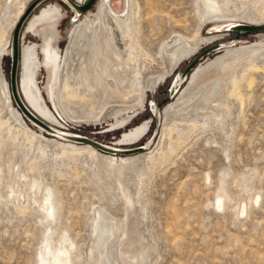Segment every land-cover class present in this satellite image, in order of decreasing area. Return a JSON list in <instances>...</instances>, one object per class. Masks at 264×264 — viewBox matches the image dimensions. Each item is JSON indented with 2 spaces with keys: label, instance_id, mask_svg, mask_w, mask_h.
<instances>
[{
  "label": "rangeland",
  "instance_id": "374dc122",
  "mask_svg": "<svg viewBox=\"0 0 264 264\" xmlns=\"http://www.w3.org/2000/svg\"><path fill=\"white\" fill-rule=\"evenodd\" d=\"M22 1L0 0L2 40L10 31L9 27L14 23L17 9ZM71 2L77 6L81 5V1L77 3L75 0H40L37 6L19 17L24 16L19 24L20 41L17 42V48L20 58L17 73L15 68V86L25 107L39 119H41L39 115L27 105V101L25 102L19 88L23 40L26 46L35 48L42 41L44 28H38L35 33L30 31L29 25L32 19L49 6H58L62 9L63 15L55 31L56 39L53 40V44L65 50L71 29L77 24L80 16L83 18L91 12H96L98 0L85 8L77 17L71 9ZM218 2L220 6L225 5L223 0ZM133 3L134 8L139 10L133 21L134 41L137 40L138 45L140 44V48L135 47L136 53L140 49L136 67L141 68L144 85L156 81L155 88L144 97L142 107L129 116L128 113L132 111L123 110L119 115L106 117V114L111 115L114 107L116 109L138 105L141 98L140 91L134 96H129L128 99L124 97L121 99L122 93L111 94V91L117 90V85L127 93L130 91V78L135 69V65L131 63L126 74H122L121 70L115 67L113 74L106 76L102 89H96L94 96L91 97L93 109L88 102L70 105V117L80 123H69L71 122L69 121L68 124L63 121L64 124L60 123L57 128H52L53 126H49L42 119L41 121L52 130L75 133L96 140L97 143L125 151L133 150L135 147H145L149 142H152V145L155 140L149 150L137 152L134 155L136 156L147 154L157 146L164 125L163 112L176 100V97L173 99L174 96L171 97L169 92L171 85H175L176 79L178 90L181 88L179 92L177 90L179 95L189 84L196 68L205 65L209 59L213 61L222 55L223 52L219 51L224 49V44L229 42L228 44L239 46L245 44L244 42L255 43L258 41L257 35L263 30L246 33L227 32L225 30L229 23H205L200 0H133ZM226 4L225 9L230 13L238 11L240 13L244 9L245 12L248 9L256 12L264 7V0H227ZM215 26H219V32H214ZM260 26L263 25H258ZM198 35H201L203 40L207 38L206 41L201 44ZM117 36L120 39V34L117 33ZM179 36L185 39L184 42L197 47V50L189 59L177 64L178 67L176 65L171 72L174 64L172 53L175 48V42L172 41ZM3 44L0 45V50ZM119 46L126 60L124 42L120 41ZM259 59L258 61L264 60V55ZM9 66L8 55L0 59V72L2 71L0 76L7 83ZM37 84L39 92L47 102V107L51 112L56 113L54 105L48 100L47 74L44 67L38 72ZM107 86L111 91H104ZM81 91L85 92V88L81 87ZM246 96L243 110H240L241 106L237 101L231 104L229 100L232 115L225 120L224 126L211 124L213 122L210 121V125H205L204 128L198 127L187 133L180 148L162 164L150 166L142 161L144 172L149 173L142 177L143 184L141 182L134 184L132 179L126 182L131 193L138 190L136 196L138 203L129 208L125 206L120 186L118 187L112 179L107 180L100 168L89 159L59 162L46 157L43 161H36L35 169L31 172L29 171L31 153L26 151V154L24 149L13 150L11 144L7 142V147L4 146V150H1L0 157V170H2L0 172V264H44L45 260L42 259L40 263L38 257L44 250V243L49 242L52 251H57L64 238L72 243V246H69V264H94L89 263V251L94 242V245L103 248L107 243L114 246L119 241L123 247H119L120 251H125L127 249L125 245L128 243H133L139 249L143 246L150 247L145 264H264L263 74L258 76L257 86L253 92L247 93ZM4 106L0 101V118L10 119ZM192 111L184 117L187 120H197L198 123L205 113L210 112L209 109L205 110L206 112ZM89 113L93 114L91 117L100 118L102 113L105 117L96 124L85 122L84 118ZM24 119L30 127L39 130L37 126ZM122 119H125L126 124L121 122ZM116 120L121 122L119 129L108 128V125ZM143 123H147L148 127L140 139L120 143L118 139L123 132ZM181 127L187 129L188 125L182 123L179 128ZM173 134L174 138L175 133ZM163 141L162 147L165 148L168 146V141L166 138ZM16 174L24 176L27 183L38 182L40 188L42 187L41 191L44 192L45 189L50 191L54 206L52 217L46 216L43 210V198L41 199L43 193L25 197V188L20 186L21 184L15 185ZM207 175L209 178L206 180ZM221 175L225 176L230 198L225 200L223 210H216L214 195ZM132 177L134 179V176ZM243 182L252 186L248 190L249 194L244 198L241 191ZM256 197H259L258 203L251 204L252 199ZM242 203L246 205L244 214L238 212ZM96 211H102L101 213L112 218L113 224H117L119 231L114 233L112 229L110 230V225L104 226L99 238H96L93 221L100 220H96L98 217ZM102 221L104 222L105 218H102ZM115 250L113 248L111 253L117 257L118 253ZM126 262L130 263V260L126 258L123 263L129 264ZM109 264L113 263L109 261Z\"/></svg>",
  "mask_w": 264,
  "mask_h": 264
},
{
  "label": "bare ground",
  "instance_id": "6f19581e",
  "mask_svg": "<svg viewBox=\"0 0 264 264\" xmlns=\"http://www.w3.org/2000/svg\"><path fill=\"white\" fill-rule=\"evenodd\" d=\"M32 1L33 0H23L20 3L14 23L9 27L10 31L8 34L6 33L7 36H5L4 40H2L1 36L0 45L2 43L4 44L2 45V50H0V59L7 55L10 57L12 30L17 24V21H19V17L24 13ZM75 1L77 3L81 1L82 4L84 0ZM200 1L203 6V21L205 23H229L231 24L229 27L230 29L240 27L232 24L264 26V20H262L264 19V7H261L259 10L254 8L257 10L256 12L251 9L245 12L244 9L240 11V13H238L239 11L230 13L225 9L227 0H223L225 5L222 6L219 5L218 0ZM39 3L40 0H38L35 6ZM138 11V8H134L133 0H98L96 12H91L90 15L87 14L83 18L80 16L81 11L76 9L75 17H80L77 20V24L71 29L65 50H61L59 46H54L53 40L56 39L55 31H57L58 23L63 15L62 9L58 6H49L42 10L38 16L32 19L29 25V30L33 33L40 27L44 28L42 41L34 48L26 46L24 43L25 40H23L21 48V74L18 83L20 91L25 98V102L27 101V105L30 106L44 122L48 123L49 126H53L52 128L60 125V123L64 124V122L68 123L69 121H71L69 123H80V121H73L70 117V105L88 102L93 109L91 97L94 96V91H96V89H102V83L106 76L113 74V69L115 67H118L122 74H126L129 64L132 63L135 65V69L130 78V91L127 93L123 89L121 90L119 85H117V90L114 92L111 91L108 86L104 91L107 92V90H109L112 95L122 93L121 99L122 97L128 99L129 96H134L140 91L141 98L138 101V105H135L136 107H117L116 109H114V107L111 115L106 114V117L119 115L123 110L128 112L132 111L129 113L127 112L128 116L130 113L133 114L135 111H138L144 104V97H146L151 89L155 88L156 83V81H154V83L152 81L144 85L142 82L143 76L141 68L136 67L140 49L139 52L136 53L135 47L140 48V44L138 45L139 42L137 43V40L134 41L133 21L134 16L139 14ZM253 17L257 19H252ZM214 28V32L220 31L219 26H215ZM19 32L20 31H18L17 42L18 40L20 41ZM27 33L29 32L27 31ZM117 33L120 34V39H118ZM257 38L258 41L255 43L244 42L245 44H240L239 46L228 44L229 42L224 44V49L219 51L221 53L223 52L221 56H218L213 61L209 59L205 65H200L194 70L189 84L182 90L181 94L178 95L181 88L175 94L178 85L175 84L174 87H172L170 93L171 95L175 94L173 99L176 97V100L165 108L163 112L164 125H162L163 130L161 131L159 141H157L158 144H156L157 146L150 152L147 154L143 153V155L134 156L137 152L145 151V149L149 150L154 145L155 140L152 145V142H149L145 147H141L140 149L125 151L124 149L97 143L96 140L94 141L91 138L81 137L75 135V133L68 134L57 129L52 130L49 128L48 131L51 133L49 134L30 121L39 129L35 130L25 121L23 115L17 111L18 109L13 107L10 101L8 83L0 76V101L3 102L5 105L4 110L9 114L8 116H10V119L6 120L0 118V157L1 150L7 145V142H9L13 150L17 151L24 149L25 153L26 151L29 154L31 153L32 157H29V171L31 172L35 169V165L37 164L36 161H43L46 157H50L53 161L59 162H63V160L77 162L89 159L94 165L100 168L107 180L112 179L118 187L120 186V193L125 200L126 208L136 205L138 203L136 200L138 190L135 193H131L126 186V182H130L132 179L135 182L134 184L142 183V177L145 175L147 176L149 173L146 172V174L144 172L143 164H141L142 161H145L144 164H149L150 166L162 164L166 160H169L172 154L180 148L181 144L184 143V136H187V133L192 132L198 127L204 128L205 125H210V121L213 122L211 124L216 123L220 127L224 126L225 120L229 119L232 115L229 100L231 104L237 101L241 106L240 110H243L245 101L247 100L246 94L253 92L257 86L258 76L264 75V60L258 61L260 60L259 57H263L264 55V29L257 35ZM206 39L207 38L203 40L202 36H199V42H201V44L206 41ZM119 40L124 42L126 60H124L122 56ZM184 41L185 39H182L181 36L172 41L175 42V48L172 53L174 64L171 67V72H173L177 64H180L187 58L189 59L197 50V47L189 45ZM19 58V48H17L16 73L18 71ZM42 67L45 68L47 74L46 91L48 100L54 105L56 113L50 111L43 95L39 92L37 75ZM81 87L85 88V92L81 91ZM94 88L95 90H93ZM86 92H88V94ZM17 95L19 97L18 92ZM21 101L24 106L22 108L23 111L28 114L30 111L28 112L27 107H25L22 97ZM206 108L209 109V113H205V110H207ZM191 110L205 111V115L202 116L203 118L200 123H198L197 120H187V118L184 117V115L186 116ZM92 115V113L87 114L84 121L90 123L94 122V124H96V122H99L105 117H103V113L100 118L98 116L91 117ZM121 122L124 124L125 119H122ZM121 122L119 123L118 120H116L109 124L108 128L119 129ZM182 123L188 125L187 129L182 127L181 129L179 128L180 125L182 126ZM147 127V123H143L135 128L131 127L129 131L126 130L127 132H123L118 140L120 143L126 141L134 142L138 140V138L140 139V136L144 134L143 132ZM59 129H61V127ZM173 133H175L174 138L172 137ZM164 138L168 141V146L165 148L162 147ZM97 146L102 147L105 151L99 150ZM68 166L67 168L70 167ZM150 168H148V170ZM0 172H2V170H0ZM132 176H134V179ZM208 178L209 175L206 176V180ZM224 178L225 176L221 175L214 195V208L216 210H223L225 200L227 201L230 198ZM16 180L15 185L19 186V184H21L20 186L25 188V197L37 196V194H40L39 192L43 193L41 197V199L43 198V210L46 216L52 217L54 206L50 191L45 189L44 193L41 191L42 187L40 188L38 182L33 181L32 183H27L25 177L19 176V174H16ZM136 187L137 185L135 188ZM251 188L252 186L250 184L243 182L241 188L243 198L249 194L248 190ZM258 201L259 197H256L252 199L251 204H257ZM22 212L23 210H21V213ZM101 212L102 211H96L99 217H96V220H100L93 221L96 238H99V233L104 226L107 227L110 225L109 228L110 230L112 229L114 233L119 231L117 224H113L114 220ZM238 212L240 214L246 212V205L244 203L240 205ZM102 218H105L104 222ZM104 223L107 225H104ZM97 240L102 243L100 239ZM94 244L89 251V263L94 264H109V261L113 264H124L123 262L126 258L130 260V263L126 262L129 264H145V259L150 249V247L146 248L143 245V248L139 249L136 248L133 243H128L125 245L127 249L124 248L125 251H120V241L115 243L114 246L108 245L107 243L103 248ZM69 246H72V243L69 242L67 238L63 239L57 251H52L49 242L44 243V250L41 252V255H38V257H40V263H42L43 259L45 260L44 264H69ZM139 246L141 247V245ZM113 248L117 250V252L115 250V252L118 253L117 257H114L111 253ZM121 248L123 247L121 246Z\"/></svg>",
  "mask_w": 264,
  "mask_h": 264
},
{
  "label": "water",
  "instance_id": "95a60500",
  "mask_svg": "<svg viewBox=\"0 0 264 264\" xmlns=\"http://www.w3.org/2000/svg\"><path fill=\"white\" fill-rule=\"evenodd\" d=\"M94 1L95 0H84L80 6H77V5L73 4V2H71L72 3L71 9L74 11V13H75L76 9H79L81 11L80 12V15H81L83 13L84 9L89 7L90 5H92L94 3ZM37 2H38V0L32 1L28 5L26 11L24 12V15H25V13H28L30 10H32ZM23 17H21L19 19L18 23L15 25V27L13 28L12 33H11V41H10L11 53H10V57H9L10 66H9V72H8V89H9V93H10V100L13 102L15 107L18 109V111H20V113L23 115L24 118H26L28 121H31L35 125L41 127V129H43L45 132L49 133L50 132V131H48L49 127L44 122H42L41 119H39L36 115L32 114L29 111L28 112L30 114L29 113L27 114L25 111H23V109H22L24 107L23 103H22L21 99L18 97L17 91H16L15 68H16V59H17V35H18V31H19V24L23 21ZM230 25L231 24H228L226 26L225 31L237 32V33H246V32H257V31L264 29L263 26H260V27L257 26L256 27V26L244 25V24H232V25H236V26H240V27L230 29L229 28ZM241 26H243V27H241ZM177 81L178 80L176 79L175 84L177 83ZM173 86L171 85L169 92L171 91ZM177 90H178V88H177ZM177 90H176V92H177ZM176 92H175V94H176ZM175 94L171 95V93H170L171 97H173ZM49 134H51V133H49ZM154 135L151 138L152 140L154 138ZM97 148L99 150L105 151V149H103L100 146H97ZM140 148L141 147H135L134 149L136 150V149H140Z\"/></svg>",
  "mask_w": 264,
  "mask_h": 264
},
{
  "label": "flooded vegetation",
  "instance_id": "af4514ba",
  "mask_svg": "<svg viewBox=\"0 0 264 264\" xmlns=\"http://www.w3.org/2000/svg\"><path fill=\"white\" fill-rule=\"evenodd\" d=\"M38 45V44H37ZM39 59H40V56H39ZM40 61V60H39Z\"/></svg>",
  "mask_w": 264,
  "mask_h": 264
}]
</instances>
